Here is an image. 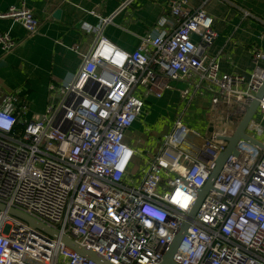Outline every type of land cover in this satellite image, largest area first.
Returning <instances> with one entry per match:
<instances>
[{
  "label": "built area",
  "instance_id": "1",
  "mask_svg": "<svg viewBox=\"0 0 264 264\" xmlns=\"http://www.w3.org/2000/svg\"><path fill=\"white\" fill-rule=\"evenodd\" d=\"M171 0V33H149L127 51L105 34L103 18L69 81L51 86L39 119L16 92L0 98V264H98L63 236L112 264H161L246 113L264 85V49H252L250 73L224 72L209 49L217 37L205 4ZM30 34L40 20L11 5L0 19ZM168 20L162 18L160 26ZM18 40L0 30L5 52ZM72 49L79 51V44ZM173 81L208 94L207 129L180 115L157 151L138 162L129 129L150 97ZM190 88L182 91L188 95ZM246 133L264 145V95ZM15 208L58 232L53 236L9 213ZM176 264H264V147L236 144L173 255Z\"/></svg>",
  "mask_w": 264,
  "mask_h": 264
},
{
  "label": "crops",
  "instance_id": "2",
  "mask_svg": "<svg viewBox=\"0 0 264 264\" xmlns=\"http://www.w3.org/2000/svg\"><path fill=\"white\" fill-rule=\"evenodd\" d=\"M170 2L0 0V11L11 5H24L40 20L38 32L30 34L21 23L9 18L0 19V30L18 40V45L10 52L0 46V98L16 92L28 107V118L42 115L52 98L51 86L73 78L103 18H111L104 34L122 49L133 51L146 34L172 32L175 17ZM200 6L201 0H186L184 4L190 11ZM205 8L214 18L213 28L217 33L209 52L221 55L224 72L250 73L253 69L252 49H264V0H208ZM162 18L168 21L160 26ZM76 43L79 51L72 49ZM186 88L191 90L188 95H183ZM152 99L157 100L154 105L150 104ZM210 99L208 94L196 93L184 81H173L172 88L160 99L150 97L127 134L128 143L138 150V162L150 158L163 137L157 132L159 128L146 124L149 117L155 119L160 111L174 110V121L168 124L167 132L180 115L188 124L207 129ZM152 129L160 136L153 135Z\"/></svg>",
  "mask_w": 264,
  "mask_h": 264
},
{
  "label": "water",
  "instance_id": "3",
  "mask_svg": "<svg viewBox=\"0 0 264 264\" xmlns=\"http://www.w3.org/2000/svg\"><path fill=\"white\" fill-rule=\"evenodd\" d=\"M263 95H264V85L260 89L259 93L257 94V97L253 100V102L247 106L246 113H245L244 117L242 118L240 124L238 125L234 135L227 138V140L229 141L228 146H227L226 150L223 151L220 154V156L218 157L217 165H216L215 169L213 170L211 176L209 177L206 185L197 190L199 195H198V198L196 200V203H195L192 211L189 213L187 220L183 223L182 227L178 231L176 237L168 245V247L164 253L163 261L161 264H176V262L173 260V255L177 251V248H178V246L182 240V237L187 232V229L190 226L192 220L195 218L201 202L203 201V199L206 196V194L208 193V191L213 188V183H214L218 173L222 169V166H223L225 160L227 159V157L230 154L236 153V144H237L238 140L247 139V140L254 142L255 144L259 145L262 148L264 147V145L260 141H258L257 139H255L254 137H252L246 133V129H247L250 121L254 118V116L257 113L258 106H259V100L263 97ZM6 208H7L6 205L4 203L0 202V210H5ZM8 211L10 214L24 220L25 222L29 223L33 227L41 229V230H43V231H45V232H47L53 236H58V232L56 230L52 229L51 227L44 224L43 222L38 221L37 219L30 216L29 214H27L23 211L17 210L15 208H9ZM63 240H64L65 244L67 246H69L71 249L75 250L76 252H78L79 254H81L83 256H86L90 259H93L98 264H112V263L108 262L107 260H105L102 256H100L95 251L87 249L86 247L78 244L73 239H71L67 236H63Z\"/></svg>",
  "mask_w": 264,
  "mask_h": 264
},
{
  "label": "rangeland",
  "instance_id": "4",
  "mask_svg": "<svg viewBox=\"0 0 264 264\" xmlns=\"http://www.w3.org/2000/svg\"><path fill=\"white\" fill-rule=\"evenodd\" d=\"M1 94H2V89L0 87V95ZM156 101H157L156 99H152L150 104L154 105L156 103ZM40 116L41 115H35L33 117V119L37 120V119L40 118ZM155 116H157V117H155V119H152L150 117L149 118L147 117L148 119H150V121H148L147 119H145V121L147 120L146 121V124L147 125H150L151 124L156 129L159 128L161 131L160 130L159 131L155 130V131L160 132L159 134H161L163 136L164 134L167 133L168 124L169 123L171 124L174 121L175 111L174 110H168V111H164V112L160 111ZM152 134L155 135V136H157V137L160 136L157 133H154V130L153 129H152Z\"/></svg>",
  "mask_w": 264,
  "mask_h": 264
}]
</instances>
